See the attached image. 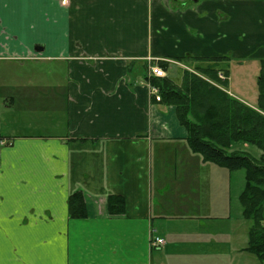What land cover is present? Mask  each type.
Returning <instances> with one entry per match:
<instances>
[{
    "label": "crops",
    "instance_id": "obj_1",
    "mask_svg": "<svg viewBox=\"0 0 264 264\" xmlns=\"http://www.w3.org/2000/svg\"><path fill=\"white\" fill-rule=\"evenodd\" d=\"M251 56L264 59V0H0V264H264L249 228L216 235L223 206L186 178L206 163L150 92L152 63L226 58L230 87L228 66ZM29 110L51 128L15 117ZM78 191L84 219L69 213Z\"/></svg>",
    "mask_w": 264,
    "mask_h": 264
},
{
    "label": "trees",
    "instance_id": "obj_2",
    "mask_svg": "<svg viewBox=\"0 0 264 264\" xmlns=\"http://www.w3.org/2000/svg\"><path fill=\"white\" fill-rule=\"evenodd\" d=\"M225 59L193 60L205 65L196 67L197 74L185 70L180 84L169 76L150 81L160 92V102L174 107L194 153L202 155L205 162L229 171L246 170V185L240 201L244 218L252 222L247 251L264 262V59L260 60L256 108L210 83L216 82L224 88L228 85L227 80L219 77L221 70L226 78L229 76L226 69L218 67ZM160 65L166 71L169 68L168 63ZM238 145L256 147L261 151L259 159L235 150ZM107 202L109 214L125 213L126 201L122 196L109 195ZM69 213L72 219L88 216L83 192L70 196Z\"/></svg>",
    "mask_w": 264,
    "mask_h": 264
},
{
    "label": "rangeland",
    "instance_id": "obj_3",
    "mask_svg": "<svg viewBox=\"0 0 264 264\" xmlns=\"http://www.w3.org/2000/svg\"><path fill=\"white\" fill-rule=\"evenodd\" d=\"M253 57L254 56L246 57L243 63L232 62L230 64L231 65L230 68L228 66V69H230V73L232 75L231 76L232 83L230 87L229 85L226 86L227 89L224 88V86H221L216 82L210 81V83H212L216 87L221 88L222 90H225L227 92H228V89L233 91L235 94H237L239 97H241L242 99H244L250 104H253V105L258 104L257 95H258V78L260 75V59L255 58V57L253 58ZM182 62L185 63L186 68H183V66L177 63H172L171 67L169 68L170 77L177 84L181 83L185 70L197 74V72L195 71L196 67H201L205 65L199 62L188 63L185 59ZM161 63H164V62L163 61L155 62V64L152 63L151 66H155V65L161 66L160 65ZM0 66L2 67V65ZM218 67L227 69L225 62L219 63ZM201 76L204 77L203 75ZM12 77L13 76H11V78ZM219 77L223 81L224 80L228 81L229 76H227L226 78V74H224V70H221L219 73ZM6 82H7V86H6L5 92L13 90L12 88L15 87V85H17L15 83L16 78L13 79L12 81L6 80ZM37 94H40V92H37ZM152 97L154 98V96ZM2 98H3L2 73H0V114L2 110H4L3 104H2ZM21 103H22V106H18L17 109L27 108V106H33L37 109H40L42 107L41 105H37V106L32 105V104L25 105L23 101H21ZM26 112L29 114L22 112V111L17 112L15 114V117L20 118L21 121H24V122L34 123V124H37V126H44L45 129L51 128L50 117L46 115L44 111H40L33 115L30 110L29 112L28 111ZM6 114L8 115L7 112ZM171 145H172V147L170 148L171 154H175V151H177L176 155L181 158L182 154L175 147L176 145L175 144H171ZM234 149L246 152L247 154H250L256 159H259L261 155V151L253 146L238 145L234 147ZM154 154L155 153H153V155ZM165 155L169 159H171L172 155L168 153H166ZM196 155L198 158H202L200 159L202 162L204 161L202 155L197 154V153ZM162 162L166 164V167L164 166V168L168 169L170 175L174 177L173 175L174 174V169H173L174 164L165 162V161H162ZM204 163H206L204 168L200 169L196 165L190 168L186 172V178H189V180H192L194 184H197L201 188V193L205 194L208 198L206 202H210V201L214 202L217 208H222L223 206L222 211L215 209V212H217V215H218L217 216L218 218H216L215 220L216 223L214 226V229L216 230V235H217V231H218V235L221 238H223L224 236L228 234H231L233 230L232 226L236 227L235 228L236 231L239 228H241L240 234L242 235L244 231L246 230L245 227L250 229V227L252 226V222L247 221L243 216V206L240 201V195L244 191L245 185H246V170L241 169L237 171H229L227 169L220 168L212 163H208L205 161ZM177 168H178L177 174H179L177 175V177H180L182 175H180L179 166H177ZM185 171L186 170H184V172ZM208 192L210 193V195L207 194ZM227 204L229 205V209L231 212V220L228 219L229 209L227 211L225 210ZM159 205L160 204L158 202V207ZM263 226H264V222H263Z\"/></svg>",
    "mask_w": 264,
    "mask_h": 264
},
{
    "label": "built area",
    "instance_id": "obj_4",
    "mask_svg": "<svg viewBox=\"0 0 264 264\" xmlns=\"http://www.w3.org/2000/svg\"><path fill=\"white\" fill-rule=\"evenodd\" d=\"M69 1L70 0H60L61 4L63 6H67L69 4ZM150 76L155 77V78H164V77H166V72L163 68L155 65V66L150 67ZM150 87H151V89H150L151 95L154 96L157 101H160L161 96H160L158 88L155 86H150ZM6 144H7V141L0 136V150H1V148L5 147ZM164 243L165 242L163 239H157L154 242H152L151 244L153 247H158V246L163 245Z\"/></svg>",
    "mask_w": 264,
    "mask_h": 264
}]
</instances>
